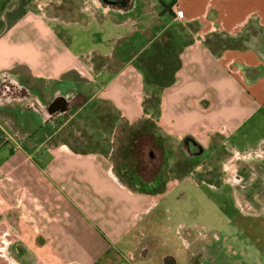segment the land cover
Here are the masks:
<instances>
[{
  "label": "crops",
  "instance_id": "0c3cea01",
  "mask_svg": "<svg viewBox=\"0 0 264 264\" xmlns=\"http://www.w3.org/2000/svg\"><path fill=\"white\" fill-rule=\"evenodd\" d=\"M0 1V75L13 73L26 88V71L35 83L29 90L39 96L47 87L49 100L65 96L59 90L68 87L81 108L101 97L130 123L149 120L153 108L144 100L155 93L146 92L149 61L142 54L155 43L157 85L148 87L164 86L156 123L166 133L192 136L207 148L212 136L264 115V0ZM55 137L30 133L9 145L12 136L0 124V169L15 168L13 177L0 176L11 180L0 187V221L11 215L22 223L28 212L50 264H100L110 254L105 264L120 263L125 257L112 253L116 243L149 217L160 194L120 180L106 154L75 151ZM134 244L131 235L129 252Z\"/></svg>",
  "mask_w": 264,
  "mask_h": 264
},
{
  "label": "rangeland",
  "instance_id": "374dc122",
  "mask_svg": "<svg viewBox=\"0 0 264 264\" xmlns=\"http://www.w3.org/2000/svg\"><path fill=\"white\" fill-rule=\"evenodd\" d=\"M70 2V4L75 6L78 5L76 0H71ZM0 3L2 2L0 1ZM72 31L79 35L75 26ZM100 41H103L102 46L107 45L106 40ZM89 44L87 43L86 46ZM98 45L96 44L95 46ZM176 62L177 56H174L169 65L170 70L167 75L173 74ZM24 74H26V78L23 81L27 84L26 88L29 90L30 86H34L35 83H33L34 81L28 76L26 71H24ZM12 76H14L13 73ZM166 79L171 81V77H165L161 81L163 82ZM160 84L163 85L162 83ZM36 86L41 89L42 83L39 82ZM67 88L65 87V89ZM160 89L153 86H150V88L146 87L148 94L151 91L155 93L154 95H148L147 99L144 100L147 106L153 108L148 116L149 120L146 119L147 116H144L141 121L130 123L120 116V113L108 100L95 97L87 106L85 105L82 108L78 103L74 104L68 114L59 116L54 122H49L41 111L25 108L24 106L19 107L16 104H7L5 106L0 104V124L7 135L12 136L9 145L14 143L13 137L17 138L20 143L28 139L27 137L30 133L34 134L36 138H41L46 133L53 132L57 136L54 141H61L75 151L104 153L112 160L115 173L120 180L131 183L130 185L135 188L137 186L124 173V169L130 166L132 161L130 147L135 131L147 126L152 132L154 131L153 133L156 136L159 134L165 136L162 138L161 135L158 136L162 146L161 148L157 147L156 155H154L155 153L152 154L157 157L155 161L153 163L148 161V159L143 161L147 172V175L144 176L147 180L152 179L154 172L159 168L160 182L158 186L155 185L148 188V190L153 193H159L160 202L157 203L156 208L150 213V218L148 217L142 224L138 225L133 233L128 234L127 238L121 239L116 243L115 251L112 253L116 252L125 257V260L117 264H147V259L142 253V243L145 237L144 234L148 230L166 231L165 239H169L170 246H179L178 255L175 254V256L177 260L181 261L180 263L184 264L182 260L184 249L177 235V230L184 226L207 231L210 235H212L213 231L218 232L223 238L221 243L230 260H235V256H239V254L236 255L233 252H243L250 262L264 264V207L259 208L256 213L247 212L245 209L243 211L242 207L244 206H242L243 203L239 199V193L236 190L234 191L233 186L230 184V182H233L231 180L232 174L226 175L229 182H219L217 185H211L210 183L212 182L207 179L206 181L202 180L201 176L196 180H190L188 176L186 177V173L191 172L196 165L200 170H204L206 167H227L228 164L233 170V166H239L242 169L248 163L254 164L256 161H264V141L262 140L264 136V115L262 112H256L245 126L235 133L212 136L210 143L205 146L207 148L201 156L212 155L213 153L211 152H214L217 155V160H209L207 161V166H200L197 160H187L181 147L180 139L171 136L170 133H166L167 131H163L157 125L156 117L159 113L157 110L158 97L159 100L161 98V95L158 94L161 92ZM87 91L88 99V97L92 96L94 89L92 87ZM31 92L34 93L35 90L31 89ZM45 92L42 96H39L42 102L43 100L45 102L49 101L52 96L50 88H45ZM0 96L4 97L5 94ZM77 99L82 100L78 96ZM74 113L76 114L72 116ZM239 157H241L240 160ZM12 167L10 166L8 169L7 167L1 168V178L6 173H11L9 175L13 177L12 173L15 168ZM8 177L3 181H1L2 179L0 180V187L7 188L6 183L11 181L8 180ZM1 202L0 204H2ZM13 203L16 204L15 202ZM258 206L259 204L255 207L257 208ZM2 210L0 208V215L3 216ZM12 213L14 211H11ZM27 214L28 212H25V221H22V223L15 222L14 216L11 215L8 218V222L0 221V264L51 263V259L48 258L45 251L46 239L33 237L34 224H31L29 221L30 217ZM155 215L162 217V219L156 220L158 223L154 222ZM148 221L152 223L150 224L151 227H148ZM131 235L132 240L135 239V244L129 252ZM17 245H20L22 249H17ZM163 249H161V252L153 251L152 256H156L155 261L158 262L160 260L162 253L165 251ZM171 250L174 249L171 248ZM118 254L117 256L115 255V258L120 261ZM231 254H233V258L230 257ZM113 256L112 254L108 255L100 264L107 263V260ZM157 262L150 264H159Z\"/></svg>",
  "mask_w": 264,
  "mask_h": 264
},
{
  "label": "flooded vegetation",
  "instance_id": "af4514ba",
  "mask_svg": "<svg viewBox=\"0 0 264 264\" xmlns=\"http://www.w3.org/2000/svg\"><path fill=\"white\" fill-rule=\"evenodd\" d=\"M98 1L104 5H121L129 0ZM0 78L2 81L1 85L15 87L13 93L5 92L4 97L0 96V104H3L4 106L7 104H16L19 107L24 106L25 108L41 111L45 114L44 116H46V119L49 122H54L59 118V116L68 114L73 105L80 101L77 99V96L80 98V95L74 93L73 89H60L59 92L63 91L65 97H68L66 110L51 113L47 106L53 99L47 102L43 100L42 102L39 99V95L32 93L27 88L21 86L17 78L12 76L10 73L2 74L0 75ZM57 91L58 90H56V92ZM180 142L187 160H197V163H199L200 166H207V161L209 160H217V155L214 154V152H211L213 153L212 155H206L205 157H202L201 155L205 152L206 148H204L203 145L193 137L186 139V136H184ZM240 159L241 157H239V160ZM186 174V177L188 176L190 180H196L199 176H201L202 180L206 181L207 179L211 181V185H217L219 182H229V179L226 178V175L232 174L231 180L233 182H230V184L233 186L234 191L236 190L239 193V199L243 203L242 206H244L242 207L243 211L247 210V212L256 213L258 212L259 208L264 207V161H256L254 164L248 163V165L242 169H240L239 166H233V170H231L228 164L227 167H206L204 170H200L196 165L193 170H191V172L189 171ZM149 180L151 179H148V181ZM258 204L259 206L256 208L255 206ZM158 219H162V217L157 215L154 222L158 223V221H156ZM147 223L148 227H151L150 224L152 223L149 221ZM166 234V231L159 232L148 230L145 232V237L142 243V253L145 256V259H147V264L157 262L155 261L156 256H152L153 251L157 250L156 252H161V249L163 248L165 251L162 253L160 260L157 263L170 264L171 262H174V264H182L180 263L181 261L177 260L175 256V254L178 255L177 252H179V246H170L171 243H169V239H165ZM177 235L184 249V256L182 258L184 264H260L250 262L248 258L245 257L243 252H233V254H239V256H235V260H230V258H228L229 256H227L228 253H226L223 244L221 243V239L223 238H221L218 232L213 231L212 235H210L207 231L184 226L183 228L180 227L177 230ZM16 248L19 250L22 249L20 245H17ZM171 248L174 250H171ZM233 254H231V258H233Z\"/></svg>",
  "mask_w": 264,
  "mask_h": 264
},
{
  "label": "trees",
  "instance_id": "16d2710c",
  "mask_svg": "<svg viewBox=\"0 0 264 264\" xmlns=\"http://www.w3.org/2000/svg\"><path fill=\"white\" fill-rule=\"evenodd\" d=\"M3 7V4L0 3V9ZM142 55L147 56L148 62V72L149 77L147 76L146 79V86L148 88V85H157V79L154 75L155 68L159 64V57H158V48L156 44L154 43L152 45V48L149 50H146L145 53ZM8 72H3L2 74H6ZM2 81H0V94H4L5 92L13 93L14 88L13 86L9 85H1ZM158 88H162L164 86H156ZM161 91V89H160ZM159 94V93H158ZM154 95V94H153ZM159 101V97H158ZM154 148H152V147ZM159 146L161 148V140L156 136L150 128L147 126H143L135 131L133 136V141L130 147V156L132 157V161L130 163V166H127L124 169V173L129 178L135 186H137L139 189L146 190L148 188H151L153 186H157V184L160 182L161 176L158 170L154 172V176L151 180H147L144 175H147L146 172V166L143 164V161L145 159H148L151 163L155 161L157 158L156 156L150 155L149 151L155 153L156 155V149Z\"/></svg>",
  "mask_w": 264,
  "mask_h": 264
},
{
  "label": "water",
  "instance_id": "95a60500",
  "mask_svg": "<svg viewBox=\"0 0 264 264\" xmlns=\"http://www.w3.org/2000/svg\"><path fill=\"white\" fill-rule=\"evenodd\" d=\"M68 104V98L62 95H57L53 98V100L49 103L47 108L51 113L53 112H60L66 110V106ZM192 138V136H186V139ZM150 154L152 155L153 152ZM126 264V263H123ZM170 264H174V262H171Z\"/></svg>",
  "mask_w": 264,
  "mask_h": 264
},
{
  "label": "built area",
  "instance_id": "2783aa9c",
  "mask_svg": "<svg viewBox=\"0 0 264 264\" xmlns=\"http://www.w3.org/2000/svg\"><path fill=\"white\" fill-rule=\"evenodd\" d=\"M175 12L178 17H182V11L177 6Z\"/></svg>",
  "mask_w": 264,
  "mask_h": 264
}]
</instances>
